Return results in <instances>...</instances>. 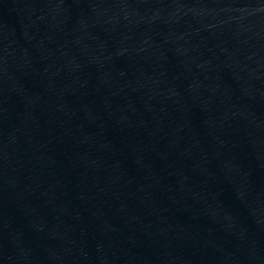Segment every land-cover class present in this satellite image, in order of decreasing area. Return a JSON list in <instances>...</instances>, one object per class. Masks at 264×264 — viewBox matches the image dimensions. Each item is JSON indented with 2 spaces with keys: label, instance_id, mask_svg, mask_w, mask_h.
<instances>
[{
  "label": "water",
  "instance_id": "95a60500",
  "mask_svg": "<svg viewBox=\"0 0 264 264\" xmlns=\"http://www.w3.org/2000/svg\"><path fill=\"white\" fill-rule=\"evenodd\" d=\"M0 264H264V0H0Z\"/></svg>",
  "mask_w": 264,
  "mask_h": 264
}]
</instances>
